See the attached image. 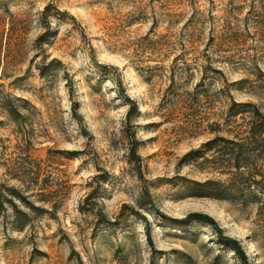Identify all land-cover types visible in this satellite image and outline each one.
Returning a JSON list of instances; mask_svg holds the SVG:
<instances>
[{
  "label": "rangeland",
  "instance_id": "rangeland-1",
  "mask_svg": "<svg viewBox=\"0 0 264 264\" xmlns=\"http://www.w3.org/2000/svg\"><path fill=\"white\" fill-rule=\"evenodd\" d=\"M233 102L264 111V0H0V180L38 206H52L43 189L59 200L21 229L6 203L0 264H243L206 222L158 212L208 214L264 264V188L206 144L248 122ZM252 161L264 169V153Z\"/></svg>",
  "mask_w": 264,
  "mask_h": 264
},
{
  "label": "trees",
  "instance_id": "trees-1",
  "mask_svg": "<svg viewBox=\"0 0 264 264\" xmlns=\"http://www.w3.org/2000/svg\"><path fill=\"white\" fill-rule=\"evenodd\" d=\"M50 6H46L43 15L47 16ZM44 34L40 35L37 38L38 42H41ZM45 66L40 70L41 74L45 75ZM17 99L14 97H9L2 105L1 108L7 113V115L13 120H19L23 118V114L21 111V106L17 103ZM128 103L130 105V109L127 112V121L130 122L131 116L134 113H138V107L134 100H130L128 98ZM239 109L236 110L235 107ZM76 107L73 109V113H76ZM229 117H234L238 114L245 115L248 117V122L244 125V128L239 132H235L234 139H226L216 137L212 141L206 143L208 145H218L219 143L222 145V148L225 153V158L228 166L229 174L232 177H243L247 180H251L253 184L260 185L264 188V169H258L252 166V159L261 156L264 153V111L261 110L259 106L252 102H243L237 103L233 102L229 109ZM229 119V118H228ZM216 125H219L218 123ZM219 127V126H218ZM129 141L131 143V160L135 163V170L138 172L140 179L145 182V178L142 174V161L141 156L138 153V142L135 139L134 134L132 133L129 136ZM7 175L11 176L14 179L19 180L20 182H24V175L20 172L13 173L10 169L6 168ZM210 183V182H209ZM39 197L40 201L49 203L51 202V209L38 206L33 203L29 197L25 194H22L20 189L15 186H8L4 182L0 180V214L6 210V203H10L11 208L14 211L15 218L13 220L14 226L21 229L25 226L31 224V222L46 213H51L55 210L59 205V200L57 199L58 191H51L47 189H43ZM92 193L86 198V202L91 198ZM49 197H52L49 199ZM16 199L23 202L28 209L32 210V214L22 209L20 204L16 202ZM144 203H149L154 207V201L152 194L147 186H145L143 193L140 197ZM124 207H127L126 205ZM159 215H163V217L169 221L174 223L181 224H189L193 220L203 221L209 224L215 231V234L219 241L232 249L234 254L239 258L243 264H248L247 254L242 247L240 240L237 238H233L231 236L224 234V229L219 226L218 222L210 215L200 212H190L184 218H172L166 214H162L158 212ZM98 222L99 223H109V219L107 215L99 211L98 213ZM146 235L148 242L152 247H154V242L152 239V230L150 226H146Z\"/></svg>",
  "mask_w": 264,
  "mask_h": 264
}]
</instances>
